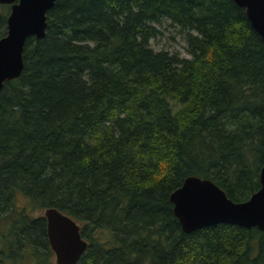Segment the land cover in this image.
I'll use <instances>...</instances> for the list:
<instances>
[{"label":"trees","instance_id":"obj_1","mask_svg":"<svg viewBox=\"0 0 264 264\" xmlns=\"http://www.w3.org/2000/svg\"><path fill=\"white\" fill-rule=\"evenodd\" d=\"M163 21L188 57L152 47ZM22 58L0 91V264H56L45 218L29 214L47 207L79 224L76 264H264V231L186 233L169 201L191 175L235 202L260 188L264 43L244 8L56 0Z\"/></svg>","mask_w":264,"mask_h":264},{"label":"water","instance_id":"obj_2","mask_svg":"<svg viewBox=\"0 0 264 264\" xmlns=\"http://www.w3.org/2000/svg\"><path fill=\"white\" fill-rule=\"evenodd\" d=\"M56 0H0L10 5L6 33L0 38V91L6 81L16 79L23 70L22 52L28 37L41 39L45 34L46 13ZM244 8L251 27L264 43V0H233ZM264 138V130H263ZM260 188L245 201L235 202L213 181L187 176L172 191L169 201L182 230L193 232L218 223L255 227L264 231V163L259 171ZM46 236L56 264H76L87 241L79 224L55 207L43 210Z\"/></svg>","mask_w":264,"mask_h":264},{"label":"rangeland","instance_id":"obj_3","mask_svg":"<svg viewBox=\"0 0 264 264\" xmlns=\"http://www.w3.org/2000/svg\"><path fill=\"white\" fill-rule=\"evenodd\" d=\"M159 27V34L157 37L151 40V45L155 50L165 49L170 52H177L183 57H188L186 53V43L184 41V34L179 31L178 27L171 24L170 21H163ZM26 200L23 197H17L15 204L16 209L20 210L26 205ZM28 210V209H27ZM29 214L33 216H39L43 214V211H29Z\"/></svg>","mask_w":264,"mask_h":264},{"label":"bare ground","instance_id":"obj_4","mask_svg":"<svg viewBox=\"0 0 264 264\" xmlns=\"http://www.w3.org/2000/svg\"><path fill=\"white\" fill-rule=\"evenodd\" d=\"M48 15V14H47ZM24 61V60H23ZM86 240V239H85ZM85 252V251H84ZM83 255V254H82Z\"/></svg>","mask_w":264,"mask_h":264}]
</instances>
